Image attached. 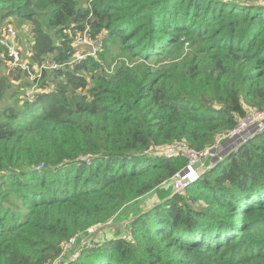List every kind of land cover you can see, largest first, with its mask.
<instances>
[{
	"label": "trees",
	"instance_id": "16d2710c",
	"mask_svg": "<svg viewBox=\"0 0 264 264\" xmlns=\"http://www.w3.org/2000/svg\"><path fill=\"white\" fill-rule=\"evenodd\" d=\"M88 1L0 0V39L16 31L27 67L0 45V264H264V130L183 194L187 159L156 151L201 152L264 111V0ZM86 26L97 56L45 69Z\"/></svg>",
	"mask_w": 264,
	"mask_h": 264
},
{
	"label": "built area",
	"instance_id": "2783aa9c",
	"mask_svg": "<svg viewBox=\"0 0 264 264\" xmlns=\"http://www.w3.org/2000/svg\"><path fill=\"white\" fill-rule=\"evenodd\" d=\"M91 0L88 1V5ZM90 31L89 26H86L82 33L78 34L74 39V47L76 53L73 55L72 59L64 64H46L45 69H55L59 70L65 65H72L73 63L80 62L86 57H96L97 54L102 50L103 43L102 38L98 37L92 39L88 32ZM0 45L4 46L8 52V64L9 66H14L18 64L21 60V67L26 68L25 61L22 60L20 55V49L17 47V34L16 31L11 27L3 32L0 39ZM264 130V111L250 109L245 114L244 118L240 120L237 126L229 132L227 135L220 138L217 144L213 147H208L201 152H196L183 143H174L167 150L156 149L157 153L172 157V156H182L187 159V165L185 168L178 172L172 178V186L176 193L183 192L187 187L194 183L200 175L209 167H206V161L211 159V161H223L225 157L237 147L245 142H247L253 136L261 133ZM166 148V147H164ZM93 229H89L88 233L93 234ZM89 235V236H90ZM89 236L82 238L80 245L85 244ZM77 244V236H73L69 241L63 246V253L72 247L76 250L79 248Z\"/></svg>",
	"mask_w": 264,
	"mask_h": 264
},
{
	"label": "rangeland",
	"instance_id": "374dc122",
	"mask_svg": "<svg viewBox=\"0 0 264 264\" xmlns=\"http://www.w3.org/2000/svg\"><path fill=\"white\" fill-rule=\"evenodd\" d=\"M27 31H28L27 25H21L20 31L18 30V32H19L18 44L21 47L26 46ZM110 53L112 54V56H111V59H107V63L110 64L113 61H115L116 65H117V63L121 61L120 57H122L123 55L120 54V52L118 51L116 46H115V51H110ZM124 57H127V56H124ZM29 70L31 73L30 74L27 73L26 79L28 78V81H32L30 75L37 72L39 70V67L37 65H29ZM32 72H34V73H32ZM227 134H225V135H227ZM225 135H222L220 138H223V136H225ZM219 140H221V139H219ZM169 147H171V145L166 146V148H162V150H167V149H169ZM183 192H180V193L183 194ZM158 202H160V199H158L157 195H154V196H152V198L150 197L144 201L140 200L136 203L129 205L128 207H126L121 212V214L114 221L111 222V225H114L113 232H115L116 230H118V231L122 230L125 233V226H126L127 220H129L131 217H133V218L136 217L137 215L142 213L148 206L154 205ZM116 228H119V229H116ZM85 237H87V235H84L82 238H85ZM77 244H79V243H77ZM77 252H79V250L77 251L75 247L69 248L63 253L64 258L74 256Z\"/></svg>",
	"mask_w": 264,
	"mask_h": 264
},
{
	"label": "clouds",
	"instance_id": "9594fccd",
	"mask_svg": "<svg viewBox=\"0 0 264 264\" xmlns=\"http://www.w3.org/2000/svg\"><path fill=\"white\" fill-rule=\"evenodd\" d=\"M206 167H208L206 164H205Z\"/></svg>",
	"mask_w": 264,
	"mask_h": 264
},
{
	"label": "crops",
	"instance_id": "0c3cea01",
	"mask_svg": "<svg viewBox=\"0 0 264 264\" xmlns=\"http://www.w3.org/2000/svg\"><path fill=\"white\" fill-rule=\"evenodd\" d=\"M208 166V165H207Z\"/></svg>",
	"mask_w": 264,
	"mask_h": 264
}]
</instances>
